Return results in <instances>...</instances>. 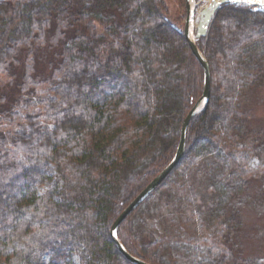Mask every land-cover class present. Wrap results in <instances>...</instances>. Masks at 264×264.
I'll use <instances>...</instances> for the list:
<instances>
[{
	"label": "trees",
	"instance_id": "trees-1",
	"mask_svg": "<svg viewBox=\"0 0 264 264\" xmlns=\"http://www.w3.org/2000/svg\"><path fill=\"white\" fill-rule=\"evenodd\" d=\"M182 30L165 0H0V264H131L111 225L171 162L203 91ZM195 44L209 99L116 238L148 264H261L242 256L241 207L264 181L246 108L264 87V0L221 4Z\"/></svg>",
	"mask_w": 264,
	"mask_h": 264
},
{
	"label": "rangeland",
	"instance_id": "rangeland-1",
	"mask_svg": "<svg viewBox=\"0 0 264 264\" xmlns=\"http://www.w3.org/2000/svg\"><path fill=\"white\" fill-rule=\"evenodd\" d=\"M239 4H250L259 7L263 0H232ZM169 11V17L172 22L184 27L186 11L184 7L180 8L178 0H165ZM191 10L194 7L193 21L190 22L191 36L194 37L200 21V14L203 9L211 4V0H190ZM9 81L0 78V86H5ZM7 89L11 99H17V93L14 88ZM251 112V123L264 133V87L253 93L247 106ZM50 180L46 182L39 190L48 188L54 181V170L48 168ZM246 203L241 207L242 220V256L256 258L261 264H264V181L253 180L246 194ZM47 258H44L43 264H46Z\"/></svg>",
	"mask_w": 264,
	"mask_h": 264
},
{
	"label": "water",
	"instance_id": "water-1",
	"mask_svg": "<svg viewBox=\"0 0 264 264\" xmlns=\"http://www.w3.org/2000/svg\"><path fill=\"white\" fill-rule=\"evenodd\" d=\"M190 0H185V8H186V18L185 24L182 30V34L185 40L188 43L189 49L194 56V58L198 61L200 66L202 67L204 80H203V91L202 95L193 105V107L189 110L187 115L185 116L179 135V141L177 144L176 152L171 160V162L136 196V198L122 211V213L116 218V220L111 225L109 236L114 243L117 251L122 255V257L127 260L131 264H148L143 262L125 251L122 245L116 238V230L119 225L123 222V220L132 213L145 199H147L169 176V174L173 171V169L179 164L184 154L185 147V137L187 128L195 117L197 113H199L202 108L205 106L209 99L210 94V74L209 67L206 60L200 54L196 44L194 37H190V22L193 21L194 7L191 10V6L189 4ZM230 0H211V4L203 9L200 14V21L198 22V28L195 33V38L203 37L206 33L207 26L210 22L211 17L213 16L215 10L224 3H228Z\"/></svg>",
	"mask_w": 264,
	"mask_h": 264
},
{
	"label": "bare ground",
	"instance_id": "bare-ground-1",
	"mask_svg": "<svg viewBox=\"0 0 264 264\" xmlns=\"http://www.w3.org/2000/svg\"><path fill=\"white\" fill-rule=\"evenodd\" d=\"M197 24H198V23H197ZM191 35H192V34H191V27H190V34H189V36L191 37ZM191 38H192V37H191Z\"/></svg>",
	"mask_w": 264,
	"mask_h": 264
}]
</instances>
